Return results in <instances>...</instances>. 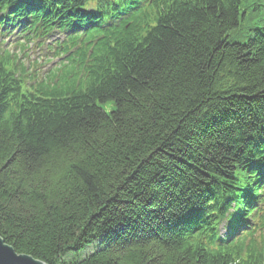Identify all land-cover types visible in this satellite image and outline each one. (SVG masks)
Returning a JSON list of instances; mask_svg holds the SVG:
<instances>
[{"label":"trees","instance_id":"trees-1","mask_svg":"<svg viewBox=\"0 0 264 264\" xmlns=\"http://www.w3.org/2000/svg\"><path fill=\"white\" fill-rule=\"evenodd\" d=\"M117 1H49L100 38L79 89L0 68V238L44 264H264L217 235L264 180V35L230 40L241 0Z\"/></svg>","mask_w":264,"mask_h":264},{"label":"rangeland","instance_id":"rangeland-1","mask_svg":"<svg viewBox=\"0 0 264 264\" xmlns=\"http://www.w3.org/2000/svg\"><path fill=\"white\" fill-rule=\"evenodd\" d=\"M252 9L253 8H251V10ZM251 10H249V11H251ZM229 36H230V40L234 41V42L243 43L246 41V39L242 38L241 33L239 31H231L229 33ZM36 50H40V51H36ZM49 57L50 56L48 55V52L46 50H44L43 48L38 49V48L34 47V50L32 51V53L29 54V61L31 62L30 69H38L39 72H45L50 67V64H48V58ZM33 61L36 62L35 65H33V63H32ZM27 64H28V62L26 61V65ZM104 108L106 111H108L107 106H105Z\"/></svg>","mask_w":264,"mask_h":264},{"label":"water","instance_id":"water-1","mask_svg":"<svg viewBox=\"0 0 264 264\" xmlns=\"http://www.w3.org/2000/svg\"><path fill=\"white\" fill-rule=\"evenodd\" d=\"M0 264H44L27 255H19L0 238Z\"/></svg>","mask_w":264,"mask_h":264},{"label":"bare ground","instance_id":"bare-ground-1","mask_svg":"<svg viewBox=\"0 0 264 264\" xmlns=\"http://www.w3.org/2000/svg\"><path fill=\"white\" fill-rule=\"evenodd\" d=\"M38 20L44 21V18L38 19ZM11 71H17V70L15 68L8 69V75H10V76H11V74H10Z\"/></svg>","mask_w":264,"mask_h":264}]
</instances>
